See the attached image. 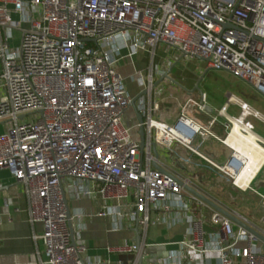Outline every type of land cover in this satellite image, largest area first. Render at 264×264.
<instances>
[{
    "label": "built area",
    "instance_id": "built-area-1",
    "mask_svg": "<svg viewBox=\"0 0 264 264\" xmlns=\"http://www.w3.org/2000/svg\"><path fill=\"white\" fill-rule=\"evenodd\" d=\"M24 23L30 27L23 32L20 45L12 47L13 30ZM159 44L185 56L204 58L209 68L230 71L264 96V0H0V82L7 89V95L0 97V123L6 125L0 132V170H9L23 184L29 222L42 224V233L35 235L44 244L42 263H103L86 260V244L78 243L71 232L62 191L63 181L71 179L80 197L99 195L115 202L104 205L100 216L127 217L144 230L170 220H186V236L158 264H185V258L194 260L191 252H215L220 264H264V242L183 183L263 235L264 226L231 210L173 164H162L160 155L156 158L153 152L156 147L175 164L189 168L184 155L204 160L246 191L251 181L240 187L230 169L240 166L235 151L234 163L219 165L194 146V140L214 137L225 143L232 118L244 116L243 132L256 133L264 146V138L250 119L264 121V115L232 94L227 106L237 104L239 115L227 113L226 106L213 115L203 91L200 101L187 99L175 124L154 117L158 103L138 105L146 132L143 152L140 138L134 139L124 124L123 115L133 97L117 70L122 49L127 48L129 55L140 50L150 54L148 82L153 87V60ZM135 78L145 83L146 75L140 71ZM219 115L226 120L225 137L214 130ZM27 116L35 119L25 121ZM201 166L197 160L192 171ZM261 221L264 224V216ZM207 223L215 229L207 231ZM108 250L137 253L131 263L137 264L140 252L135 243Z\"/></svg>",
    "mask_w": 264,
    "mask_h": 264
},
{
    "label": "crops",
    "instance_id": "crops-1",
    "mask_svg": "<svg viewBox=\"0 0 264 264\" xmlns=\"http://www.w3.org/2000/svg\"><path fill=\"white\" fill-rule=\"evenodd\" d=\"M13 16L15 18H19V14L17 13H14ZM29 27V23H24L21 28L13 30V37L10 40V45L12 47L20 45L22 34L25 30L29 29ZM1 31L3 32V29ZM163 48L166 49L168 47L163 44H159L157 50H163ZM172 57L163 52L158 54V56L155 55L153 60L154 68L152 71L154 82L158 80L160 76L169 68H172L170 76L175 80L172 81L165 79L156 87L150 86L148 82V75L151 73L150 70L152 60L150 54L146 50H140L137 54L129 55L128 49L123 48L122 58L118 63L117 70L124 77L125 83L130 90L132 97L134 98L139 96L137 102L139 107L146 103H158L159 109L153 113L154 117L167 123H169L168 120H174L173 124H175L180 115L181 108L187 99L192 97L200 101L201 92H205L200 88V83L204 75H202V77L198 80L199 77L197 74L199 73L184 72L181 67V63L186 62L189 59L191 61L193 58L200 61L205 60L197 57L184 56L177 50L175 51V56ZM196 64L194 63L195 66ZM205 64V67L209 68L206 61ZM2 69L3 60L0 57V73L2 72ZM140 71L146 75L145 83H141L135 78V74ZM145 90H148L147 94H143ZM230 94L240 98L236 94L228 92L227 100L218 108L208 102V95L206 93L207 105L212 108L213 115H217L221 109L225 108V106L227 113H229L231 105L237 106L235 103L227 106ZM5 95H7V89L0 82V97H4ZM237 108L238 110L236 113L229 114L233 116L239 115V107L237 106ZM129 110L132 111V115L137 121L134 126L136 127L138 134L136 111L132 106H130L126 112H129ZM232 120L240 123L242 127L235 124L225 137V143L217 138L207 137L205 139L199 138L195 144V141L197 140V138H195L194 146L198 147L202 153L217 162L219 165L228 164L233 158L232 156L234 151L238 158H247L249 166L246 176L248 178H251L261 167L251 180V188L249 190L253 193H256L254 191L256 190L258 192L256 194L262 197L264 193L254 187L253 184L260 176H262L260 183L264 184V164L262 165L264 162V146L258 142L259 136L256 133L250 132L247 134L243 132L242 128L244 116L240 119L232 118ZM258 120L264 123L263 120ZM225 122V118L219 115L218 122L214 128L216 134L219 136H224L226 134L227 128L225 127ZM2 124L3 123H0V125ZM262 137L264 138V136ZM138 138H140L139 134ZM221 149L224 152L223 155H220ZM184 150L189 152L185 148ZM158 152L160 155V162L162 164H172L169 161L172 158L167 152L162 150ZM183 158L187 161V163H189L191 168L183 164L181 166V164L177 163H174L173 166L186 176L191 177L187 173L201 174L200 180L203 181L206 177L205 173L209 172L210 174L215 175V182L226 181L231 183V180L226 174L221 175L217 169L211 168L206 161L200 160L199 158L194 160L185 155ZM197 160L202 162V166L200 169L192 171V167L197 163ZM219 160L222 162H219ZM243 164L244 162L241 161L238 171ZM192 180L201 186L195 178H192ZM72 183L71 179H65L63 181V186L66 192L68 206L71 211V222L75 239L77 242L81 240L82 243L87 246V251L84 255L85 259L87 260L88 257L94 260L100 259L103 262L102 264H104V262L105 264H131L135 260L137 253L109 251L108 248L119 244L135 243L134 239L136 238L137 233L134 228L136 226V222H131L127 217H123L119 220V218H116L115 216H100L99 213L103 209L104 205H114L115 202L112 200H103L99 195H94L92 197H80L75 188H73L74 194L68 193V186L74 187ZM0 187H3L0 191V264H47L42 263L46 260L44 244L40 238H35V235H40L42 233L43 227L41 223L31 224L29 222L28 200L23 184L18 182L11 175L9 170L2 169L0 170ZM229 208L243 215L250 222L264 226L261 221L264 214L260 217L259 221H257L251 217L245 216L231 207ZM199 211H197V213ZM179 213L180 216H183V212L180 211ZM76 214H78L79 217H77ZM156 215V212H152V216ZM171 221L172 220L169 222L151 225L147 228V230H144L141 226H139V233L142 237L143 252L147 246L154 245L157 254L160 256L157 258V261L160 258L167 257L171 251L176 250V242L186 236L187 229L189 227L187 221L183 220L181 222L178 221L177 223H173ZM206 229L207 231H212L215 229V226L207 223ZM189 255L190 257H194V260L191 258H185V264H220L219 256L215 252L203 255L191 252ZM146 257L147 260H151L150 255H146Z\"/></svg>",
    "mask_w": 264,
    "mask_h": 264
},
{
    "label": "rangeland",
    "instance_id": "rangeland-1",
    "mask_svg": "<svg viewBox=\"0 0 264 264\" xmlns=\"http://www.w3.org/2000/svg\"><path fill=\"white\" fill-rule=\"evenodd\" d=\"M166 49H158L156 56H158V54H160L161 52L166 53L168 56L171 57L175 56L176 50H174L173 48ZM191 61L189 59L186 62L181 63V67L186 73H199L197 74L199 77L198 80L202 77V75H204L200 83V88L207 93L208 102L211 105L219 108L223 103H225V101L227 100V93L230 92L236 94L237 96L248 102L250 105H252L254 108L259 110L262 114H264V96L259 94L251 84H249L245 80L236 77L228 70L207 68L205 67V61L203 60L200 61L198 59L193 58V60ZM193 62L195 64L197 63L196 66ZM237 110V106L231 105L229 108V113L234 114ZM34 119V116H27L24 118L25 121H32ZM250 119L255 124L256 131L260 135L264 136V123L253 117H251ZM123 121L125 126L130 128L133 138L137 140V129L134 126L137 121L132 115V111L129 110V112H126V114L124 113ZM168 122L170 124H173L174 120H168ZM5 130L6 125H0V132H3ZM199 138L200 137H197L195 144ZM223 153L224 152L221 149L220 155H223ZM169 161L172 164L175 163L172 159H170ZM219 162L222 161L219 160ZM187 174L190 175L193 179L195 178L201 184V186L206 191H208L214 198L223 202L225 205L231 207L232 209L239 211L245 216L251 217L252 219L259 221L260 217L264 214L263 198L257 195L256 193H253L249 189L247 191H243L235 187L232 183L226 181L215 182V175L210 174L209 172L205 173L206 177L203 179V181L200 180L201 174ZM261 179L262 176H260L253 185L262 193H264V184L260 183ZM73 188V186H68V193L74 194ZM78 243H82V241L80 240ZM144 253L145 255H150L151 260L155 262L157 261V258L160 257L159 254H157L154 245L147 246L144 250Z\"/></svg>",
    "mask_w": 264,
    "mask_h": 264
},
{
    "label": "water",
    "instance_id": "water-1",
    "mask_svg": "<svg viewBox=\"0 0 264 264\" xmlns=\"http://www.w3.org/2000/svg\"><path fill=\"white\" fill-rule=\"evenodd\" d=\"M226 26L231 27V24H227ZM185 56V55H184ZM197 58H201L199 56H196ZM204 59V58H201ZM205 60V59H204ZM172 68H169L168 70H166L158 80H156L153 84V87L158 86L162 81H164L165 79H169L172 81H175L171 76H170V72H171ZM148 90H145L143 92V94H147ZM138 98L134 97L132 99L131 105L137 114V120H138V134L140 137V149L143 152L144 147L146 145V132H145V127H144V118H143V114L140 112L139 108H138ZM210 112H212V108H210L208 106L207 108ZM153 152L155 154V157L158 158L159 157V152L157 150L156 147H154ZM234 163L235 160L231 159V163ZM153 166L159 170L163 171V168L156 162L153 163ZM184 187L189 190L191 193H193L194 195H196L198 198H200L201 200H203L204 202H206L207 204H209L210 206H212L213 208L219 210L220 212H222L223 214H225L226 216H228L230 219H232L236 224L242 226L243 228L247 229L248 231H250L251 233H253L254 235H256L261 241L264 242V235L262 233H260L257 229H255L254 227H252L250 224H248L247 222L243 221L239 216H237L234 212L226 209L225 207H223L222 205H220L219 203H217L215 200H213L212 198L208 197L207 195H205L204 193H202L201 191H199L198 189L194 188L193 186L183 183ZM3 189V187H0V191ZM62 191H63V198H64V202L67 206V217H68V224L70 226L71 232L72 234H74V230H73V226H72V222H71V211L69 209L68 206V201L66 198V192L64 187L62 186ZM134 230L136 231L137 235L136 238L134 239V242L137 246V250L140 252L139 256L137 257V264H158L155 261L152 260H147L145 253L143 252V248H142V237L139 233V224L138 222L136 223V226L134 228ZM73 243L75 244L76 241H73ZM136 258V257H135Z\"/></svg>",
    "mask_w": 264,
    "mask_h": 264
},
{
    "label": "bare ground",
    "instance_id": "bare-ground-1",
    "mask_svg": "<svg viewBox=\"0 0 264 264\" xmlns=\"http://www.w3.org/2000/svg\"><path fill=\"white\" fill-rule=\"evenodd\" d=\"M237 124L239 126H241L240 123H238L237 121H234L233 120V123H232V127H234V125ZM242 127V126H241ZM236 154V153H235ZM236 159L238 160L239 164L242 162H244L243 166L240 168V170L238 171V168H235V167H230L231 169V172L235 173V180H236V184H238L240 187H246L248 185V183L253 179V177L256 175V173L259 171V168L255 174L251 177V178H248L246 176V172L248 170V166H249V162L247 160V158L245 157H241V158H238V156H236ZM264 164V162L262 163V165Z\"/></svg>",
    "mask_w": 264,
    "mask_h": 264
}]
</instances>
